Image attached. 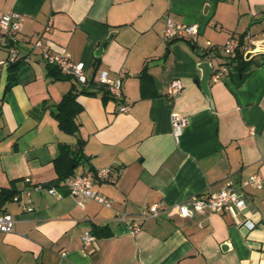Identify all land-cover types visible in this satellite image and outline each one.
Wrapping results in <instances>:
<instances>
[{
  "label": "crops",
  "instance_id": "obj_1",
  "mask_svg": "<svg viewBox=\"0 0 264 264\" xmlns=\"http://www.w3.org/2000/svg\"><path fill=\"white\" fill-rule=\"evenodd\" d=\"M10 11L23 15L22 28L14 37L0 31V60L16 47L23 63L7 90V67L0 70V211L15 220L0 233V264H264V186H245L241 209L189 207L183 217L173 207L227 180L239 186L254 173L264 178V60L240 83L233 72L210 77L209 97L197 53L210 48L214 70L232 35L264 38V0H0V16ZM168 16L198 32L164 40ZM37 39L82 61L95 81L101 70L121 78L122 98L104 101L92 87L94 94L78 93V129L62 130L54 112L74 79L50 73L40 50L27 54ZM174 78L183 89L172 97ZM172 112L188 117L178 140ZM101 168L110 172L93 187L111 206L77 205L64 182ZM36 183H57L62 196ZM152 204L160 213L137 232L117 217ZM95 226L105 229L84 248L82 234Z\"/></svg>",
  "mask_w": 264,
  "mask_h": 264
},
{
  "label": "built area",
  "instance_id": "obj_2",
  "mask_svg": "<svg viewBox=\"0 0 264 264\" xmlns=\"http://www.w3.org/2000/svg\"><path fill=\"white\" fill-rule=\"evenodd\" d=\"M23 22V15L16 11L5 12L0 16V31L6 36L14 37L21 28ZM198 32L196 24L176 23L169 16L165 18L164 27L162 29V38L166 41L190 36ZM28 53L34 52L36 49L40 50L41 57L47 64L56 66L60 69L61 73L70 76L79 84H85L88 80V75L82 61L73 60L71 54L65 50L51 51L45 47L41 39L30 42L28 45ZM240 48L244 50V56L251 57L252 55L264 51V38L261 40H253L252 35L248 34L243 38V44L240 43V38L237 35L229 37L223 45V53L225 55H232ZM18 57L16 47L9 49L8 56L0 60V70L7 67L11 62H14ZM228 74V68L225 65H219L216 69L212 70L211 76L214 80L221 79L224 75ZM99 84L103 85L109 94L114 99L122 98V79L113 78L109 75L108 70H101L97 76ZM183 89V82L179 78H174L170 83L169 94L175 97L181 93ZM120 111L124 112L129 109V104L123 103L120 105ZM172 134L178 140L182 128L188 124V117L172 112L171 116ZM109 168L97 169L93 174L82 173L69 177L64 186L70 195L75 198L77 205L83 207L86 202L94 200L102 205L110 207L112 204L111 199L101 195L94 187L95 180H103L109 174ZM29 181V178L26 179ZM250 186L254 188H261L264 186V178L258 173L251 174L243 180L239 186L235 185L233 181L227 180L223 186L206 194H197L185 198L184 200L174 204V208L183 217L189 213V207L197 211H211L222 212L228 211L232 206L241 209L246 206V198L243 188ZM45 187L46 190L56 196L61 197L62 193L57 189L56 185L48 184L43 186L40 183L33 185V188L40 189ZM19 195H15L14 199H18ZM33 205L30 202H23V209L31 211ZM160 213V208L156 204H152L140 208L137 215L132 216L124 212H118L117 217L128 224L132 232H137L142 227L143 220L148 216H155ZM14 218L8 212L0 211V233H6L13 230ZM248 228L255 226L254 222L246 221ZM96 239V235L91 230H85L82 234V242L84 248L92 245Z\"/></svg>",
  "mask_w": 264,
  "mask_h": 264
},
{
  "label": "trees",
  "instance_id": "obj_3",
  "mask_svg": "<svg viewBox=\"0 0 264 264\" xmlns=\"http://www.w3.org/2000/svg\"><path fill=\"white\" fill-rule=\"evenodd\" d=\"M233 36V35H232ZM240 43L243 44V35H239ZM9 45H13L10 43ZM194 48L195 45H192ZM210 48H208V51ZM223 56L225 60L220 65H225L228 68V74L232 73L235 74L236 80L238 83L242 82L246 75L257 65H259L262 60H264V51L258 52L251 57L244 56V50L238 48L234 54L232 55H225L223 53ZM23 57L18 56L17 59L14 62H11L7 66V82L5 85V90L9 89L12 85L16 83V74L17 70L20 67ZM99 58H96L98 60ZM50 69V73H58L61 76H66L61 73L60 69L53 65H48ZM147 65L144 64L142 67L139 76L141 78V85H142V91L145 92L144 86L145 81L144 77L147 75ZM58 77V76H57ZM71 78L70 76H66ZM74 84L72 88L67 91L61 100L56 104V111L54 112V115L57 119L58 125L62 130H64L67 133H74L78 129V124L76 123V116L81 110L80 104L77 102V94L78 93H87V94H94L96 90L90 89L97 88L99 91H102V100L106 101L110 97L113 98L107 89L99 84V82L94 80V77H88V80L85 84H79L75 80L73 81ZM56 185L55 183H51ZM105 228L102 226H95L93 229V233L96 235V233L104 231Z\"/></svg>",
  "mask_w": 264,
  "mask_h": 264
},
{
  "label": "water",
  "instance_id": "obj_4",
  "mask_svg": "<svg viewBox=\"0 0 264 264\" xmlns=\"http://www.w3.org/2000/svg\"><path fill=\"white\" fill-rule=\"evenodd\" d=\"M111 35H112V34H109L106 38H104V39L100 42V44H99V46H98V48H97V50H96V52H95V54H96L97 56H99V55L101 54L105 42H107V41L110 39V36H111ZM197 53H198V55H199L201 58H205V59H203L202 61H200V68H201V70H202V76H201V78H200V85H201L202 91H203L207 96L210 97V92H209V78H210V76H211V72H212V70H213V62H212V60H211L209 57H207V56L209 55L208 51H206V50H204V49H202V48H201V49L198 48V49H197ZM206 57H207L208 59H206Z\"/></svg>",
  "mask_w": 264,
  "mask_h": 264
}]
</instances>
